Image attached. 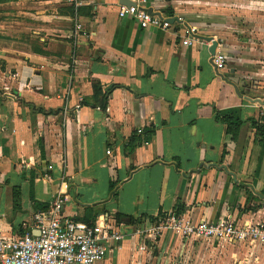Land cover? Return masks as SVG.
Listing matches in <instances>:
<instances>
[{
  "label": "crops",
  "instance_id": "1",
  "mask_svg": "<svg viewBox=\"0 0 264 264\" xmlns=\"http://www.w3.org/2000/svg\"><path fill=\"white\" fill-rule=\"evenodd\" d=\"M148 7L170 27L121 19L120 0L0 2V238L61 197L122 235L98 264H264V243L169 225L264 226V0Z\"/></svg>",
  "mask_w": 264,
  "mask_h": 264
},
{
  "label": "built area",
  "instance_id": "2",
  "mask_svg": "<svg viewBox=\"0 0 264 264\" xmlns=\"http://www.w3.org/2000/svg\"><path fill=\"white\" fill-rule=\"evenodd\" d=\"M58 1L77 8L88 0ZM130 1L131 6H121V19L131 18L143 29L170 27L168 19L149 11L150 0ZM188 42L185 41V44ZM213 61L219 70L225 67L224 56H215ZM34 222L32 232L7 239L0 238V264H98L122 240V235L115 234L110 227L91 225L66 217L61 197L53 201L46 212L38 214ZM169 225L187 238H226L230 241L264 243L262 225L239 230L229 222L211 223L202 220L194 226L175 216Z\"/></svg>",
  "mask_w": 264,
  "mask_h": 264
},
{
  "label": "trees",
  "instance_id": "3",
  "mask_svg": "<svg viewBox=\"0 0 264 264\" xmlns=\"http://www.w3.org/2000/svg\"><path fill=\"white\" fill-rule=\"evenodd\" d=\"M5 1V0H0ZM103 90L100 86L97 85L96 91H95V98L96 100H100V98L104 97ZM105 102V97L103 100L99 101L100 104H103ZM217 119L222 121L223 123L228 125L229 131L236 137V132L234 130L238 129L241 126V123H237L233 120L231 115L228 114H219L217 115ZM130 223H135L136 221L134 219H129Z\"/></svg>",
  "mask_w": 264,
  "mask_h": 264
},
{
  "label": "water",
  "instance_id": "4",
  "mask_svg": "<svg viewBox=\"0 0 264 264\" xmlns=\"http://www.w3.org/2000/svg\"><path fill=\"white\" fill-rule=\"evenodd\" d=\"M120 5L121 6H126V7H129V6H131V1L130 0H120ZM173 20V19H172ZM205 41H207V42H212V48L210 49V53H211V55L212 56H214L215 55V49H216V46H217V43H215L214 41H213V39H211V38H203ZM238 91V90H237ZM252 102H258V103H261V101L260 100H252V99H250Z\"/></svg>",
  "mask_w": 264,
  "mask_h": 264
}]
</instances>
